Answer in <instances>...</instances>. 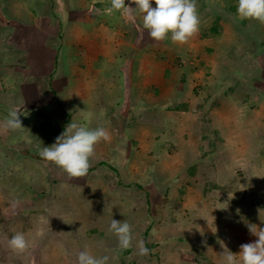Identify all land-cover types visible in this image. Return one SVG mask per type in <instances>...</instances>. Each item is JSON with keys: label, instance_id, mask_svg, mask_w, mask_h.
Wrapping results in <instances>:
<instances>
[{"label": "crops", "instance_id": "obj_1", "mask_svg": "<svg viewBox=\"0 0 264 264\" xmlns=\"http://www.w3.org/2000/svg\"><path fill=\"white\" fill-rule=\"evenodd\" d=\"M27 1L0 0V100L20 109L22 125L4 131L0 118V264H78L80 252L107 256V264H220L225 247L238 253L245 238L255 241L246 222L243 236L206 206L234 175L213 182L198 166L210 154L195 153L238 141L246 124L264 121L259 76L225 54L227 33L240 27L196 0L198 32L184 44L157 42L138 14L109 13L110 0ZM238 67L246 77L234 74ZM69 122L110 136L96 145L85 177L69 179L39 155ZM213 132L220 139L212 144ZM166 145L181 148V157L162 156ZM113 219L131 226L129 247L110 230ZM16 233L27 241L22 253L8 245Z\"/></svg>", "mask_w": 264, "mask_h": 264}, {"label": "rangeland", "instance_id": "obj_2", "mask_svg": "<svg viewBox=\"0 0 264 264\" xmlns=\"http://www.w3.org/2000/svg\"><path fill=\"white\" fill-rule=\"evenodd\" d=\"M54 1V0H52ZM65 1V0H64ZM68 0H66V7H69ZM73 1V0H72ZM210 2L205 3V7L208 10H212L213 12L214 7H217L219 18L224 20L225 22L233 23L237 26V29L239 28L242 32L238 35L236 34L235 37L227 33L228 36H231L233 39L231 40V44L226 46V56L229 58L230 64L240 66H244L248 69L249 77L253 73V76H259L258 80V88L260 91V100L264 99V25L260 24L259 22L255 20H239L235 13H231L234 11L233 9H236L237 0L233 3H230V0H209ZM29 4H31V0L27 1ZM129 7H135L134 4L127 3ZM61 7L59 6V2H56L55 10H59ZM66 10V9H65ZM120 13H126L124 9H121L119 11ZM59 15L63 16L62 22H64L66 25L68 22V15L66 16V11L60 10L58 12ZM128 13V12H127ZM126 13V14H127ZM213 14H211L212 16ZM216 15V13H215ZM214 16V15H213ZM214 18V17H213ZM211 18V20H213ZM208 21V19H206ZM201 23V20H200ZM202 24V23H201ZM232 32H235L232 30ZM228 42V40L226 41ZM214 54L211 56L210 62H213L216 64L217 55L214 56ZM244 64V65H243ZM238 65V66H239ZM208 68V67H207ZM219 73V72H214ZM213 74V72H212ZM234 74H237L241 77L245 76V69L242 67H238L236 70H234ZM208 75V72H207ZM252 76V77H253ZM248 77V78H249ZM253 80V79H252ZM214 83H212V86ZM233 99V98H232ZM233 105H238L237 102H233ZM232 105L233 111H235L236 107ZM241 104L239 103V106ZM256 108H259V104L253 105ZM262 107H264L262 105ZM11 108V103L8 101L7 97H4L0 100V118L7 119L8 115L4 113H8ZM230 110V111H231ZM241 113L243 114L245 111L244 107H240ZM238 110H236L237 112ZM238 113H240L238 111ZM241 114V115H242ZM240 116V115H239ZM256 118V114L254 117ZM258 118H261L259 115ZM21 119V118H20ZM2 120V119H0ZM23 120V119H22ZM260 120V119H259ZM264 122V121H263ZM257 122L254 126H247L242 130L241 136L238 135L240 138L238 141H232L231 143L226 142L225 143H219L218 145H215L214 147L210 146L207 148H201L198 152L196 151V155L201 153H209V161H205L202 165L198 164V166H204L203 173L202 174H209V176H212V180L214 182V179L216 178L218 181L220 179L219 174H232L233 177L236 178L235 180L230 179V181L223 186L221 189H217L214 191V193L211 195V199L206 200V206L210 209L218 208L220 209V215H222V218L227 220V222L230 225V222H236V230L242 231V234L244 236L245 233H247V228L244 226H240L241 223L246 222V225L250 223V218H254L253 222H256L258 227H264V123ZM207 134V133H204ZM10 137H14L11 135ZM211 141L220 139V136L217 133L216 134H208L207 136ZM221 137L225 138V136L221 135ZM236 136L232 135V138H238ZM171 140V139H170ZM224 142V141H223ZM24 145H26L24 143ZM3 149L6 154L14 153L15 149L14 146L12 149L9 148L8 144L3 145ZM163 150L159 151L162 153V156H165L166 154H173V155H179L181 157V148L179 151H177V146H164L162 148ZM2 156L4 153H0ZM207 158V157H206ZM159 159V158H158ZM181 161V159H180ZM179 161V164H180ZM166 161L162 163V173H164V168L166 167ZM140 164H143L142 162ZM182 166L181 172L184 174V170H186V165H180ZM220 170H223L220 172ZM223 176V175H222ZM221 180V179H220ZM243 197L249 201H242ZM258 202H257V200ZM20 199L11 198V203L17 202ZM255 200V201H250ZM17 209L11 211V215L14 214V211H19L20 205H16ZM23 209V208H22ZM210 211V210H209ZM205 215L202 217L200 215L196 214V221L200 222L204 217L207 215L208 212H204ZM229 225H226V227H229ZM227 232V230H226ZM225 233V232H224ZM251 242L250 238H245L243 240V243H249Z\"/></svg>", "mask_w": 264, "mask_h": 264}, {"label": "clouds", "instance_id": "obj_3", "mask_svg": "<svg viewBox=\"0 0 264 264\" xmlns=\"http://www.w3.org/2000/svg\"><path fill=\"white\" fill-rule=\"evenodd\" d=\"M135 7H129L125 0H110L109 13L124 9L131 16L138 14L142 26L154 41H163L170 37L174 44H184L198 32L200 17L196 0H129ZM236 16L239 20H255L264 25V0H237ZM20 109L13 108L3 125L4 131L22 127L19 119ZM110 139L103 127L90 128L76 122H69L64 131L49 146H43L40 157L60 168L69 179L85 177L90 167V159L95 153L96 145L102 140ZM249 233L257 239L243 243L239 252L233 253L226 247L220 254V264H264V227L255 224L247 225ZM110 230L117 235L120 246L127 248L131 241V226L113 219ZM13 252L22 253L27 248L23 233H16L8 240ZM141 255H147L148 249L141 243ZM78 264H107L108 257H94L87 252H80Z\"/></svg>", "mask_w": 264, "mask_h": 264}, {"label": "trees", "instance_id": "obj_4", "mask_svg": "<svg viewBox=\"0 0 264 264\" xmlns=\"http://www.w3.org/2000/svg\"><path fill=\"white\" fill-rule=\"evenodd\" d=\"M217 21H218V19H216V20L214 21V23H217ZM217 27H218L217 24H212V25H211V28L214 29L213 31H217V30H218ZM215 28H216V29H215ZM214 134H216V132H213V135H214ZM211 142H212V141H211ZM212 144H213V142H212ZM235 179H236V178H234V177L232 178V180H235ZM244 200H245V201H248V199L246 200L245 197H243L242 201L244 202ZM256 200H257V199H256ZM250 201H255V200H250ZM257 202H258V200H257ZM248 203H249V201H248ZM253 221H254V218H250V222H253Z\"/></svg>", "mask_w": 264, "mask_h": 264}]
</instances>
